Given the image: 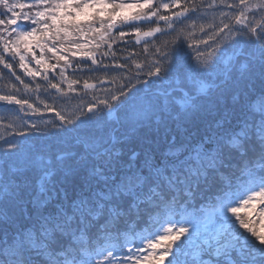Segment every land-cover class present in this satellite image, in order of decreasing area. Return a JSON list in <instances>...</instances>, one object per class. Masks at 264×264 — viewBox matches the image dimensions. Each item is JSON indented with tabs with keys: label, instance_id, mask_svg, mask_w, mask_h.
Wrapping results in <instances>:
<instances>
[{
	"label": "snow or ice",
	"instance_id": "6c2138e0",
	"mask_svg": "<svg viewBox=\"0 0 264 264\" xmlns=\"http://www.w3.org/2000/svg\"><path fill=\"white\" fill-rule=\"evenodd\" d=\"M0 66V264H264V0H0Z\"/></svg>",
	"mask_w": 264,
	"mask_h": 264
},
{
	"label": "trees",
	"instance_id": "16d2710c",
	"mask_svg": "<svg viewBox=\"0 0 264 264\" xmlns=\"http://www.w3.org/2000/svg\"><path fill=\"white\" fill-rule=\"evenodd\" d=\"M131 44H134V41H132ZM131 44L129 45V47H131ZM141 49H142V46H139V47H137L135 50H136V51H140ZM191 55L194 57V56H195V52H192ZM0 68H2V66H0ZM17 71H18V74H21V75H22V73H20L19 70H17ZM38 79H39V78H38ZM10 82H15V80H14V78L9 79V77L7 76V70H4V77H3V78H0V90L7 92L8 89L6 88V85H7L8 83H10ZM41 98H42V99H46L47 102H49V103L52 102V101H51V98L43 97V96H42ZM58 103H59L61 106H63V101H58ZM70 103H71L72 105H75V103H77V101H70ZM5 115H7V114L5 113L4 109H3V108H0V116H5ZM49 115H51V114L46 115V116H45V119H48V116H49ZM41 123H43V122H41ZM241 214L243 215L244 212H241ZM256 219H260V218H255V224H254V226H255V227L257 228V230H258L260 226H263V225H264V218L261 219V220H259L258 222H257Z\"/></svg>",
	"mask_w": 264,
	"mask_h": 264
},
{
	"label": "rangeland",
	"instance_id": "374dc122",
	"mask_svg": "<svg viewBox=\"0 0 264 264\" xmlns=\"http://www.w3.org/2000/svg\"><path fill=\"white\" fill-rule=\"evenodd\" d=\"M246 211H247L246 209H241V212H244V213H245ZM261 219H263V218L256 219V220H257V222H258V221L261 220ZM258 230H264V225H263V226H260Z\"/></svg>",
	"mask_w": 264,
	"mask_h": 264
}]
</instances>
